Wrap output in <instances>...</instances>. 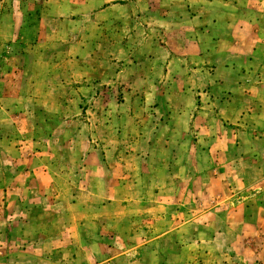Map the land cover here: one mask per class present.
Listing matches in <instances>:
<instances>
[{
  "label": "crops",
  "instance_id": "0c3cea01",
  "mask_svg": "<svg viewBox=\"0 0 264 264\" xmlns=\"http://www.w3.org/2000/svg\"><path fill=\"white\" fill-rule=\"evenodd\" d=\"M102 7L89 38L104 39L105 58L115 63L100 79L92 66L86 76L67 65L60 46L56 62L45 50L40 63L22 65L11 33L12 60L0 66V264H204L109 255L119 241L111 237L139 213L114 207L149 199L155 217L158 200L174 198L167 193L179 185L182 201L195 199L191 185H213L211 199L229 201L226 230L238 232L227 176L235 163L209 159L207 167L200 154L237 152L243 135L264 158V0H105ZM190 152L198 155L193 177ZM255 169L253 183L264 185V165ZM249 198L262 203L245 216L254 234L248 252L264 264V192ZM202 208L198 218L208 213ZM181 226L189 232L187 222ZM171 227L149 243L169 240ZM133 238L130 247L145 246ZM98 249L107 256L96 259Z\"/></svg>",
  "mask_w": 264,
  "mask_h": 264
},
{
  "label": "rangeland",
  "instance_id": "374dc122",
  "mask_svg": "<svg viewBox=\"0 0 264 264\" xmlns=\"http://www.w3.org/2000/svg\"><path fill=\"white\" fill-rule=\"evenodd\" d=\"M103 3H105V0H0V66L4 67L12 60L9 49L12 42L11 33H13L17 34V40H14L17 47L14 48L13 54L14 57L20 60L22 65L25 63H40L45 50L54 53L49 56L51 60L56 62L57 56L53 57V55H56L55 51L60 46L66 49L65 61L67 65L70 63L75 67L78 66L82 72L86 73V76L89 75L90 66H92L95 71L92 74L93 77L100 79L105 74V68L109 67L107 63H115L111 62L112 60L108 57L105 58L104 39L94 41L89 38L90 35H94L97 28L94 25L92 27L91 19L103 8ZM75 43L78 44V47H81L82 51L79 48L74 49ZM97 44H100L98 46L100 47L99 50L94 48L97 47ZM92 49L93 52L91 53ZM67 76L69 78L73 77V73ZM3 78L4 74L2 72L1 79ZM83 121L89 124V121H86L85 118ZM67 128L75 133L78 132L75 123H71ZM258 139L262 140L264 136ZM248 140L249 138L246 136H239L238 141L241 148L237 152L223 151L221 153L218 151L217 154L207 152L205 156L200 154V160L203 164H205V158H207V167L209 166V159H215L216 163H235L236 169L233 165L234 170L228 172L227 176H232V184L229 187L232 195H236L235 198L239 206V211L236 212L237 216L235 217L238 232L233 233L234 231L226 230L230 226L228 221L229 201L224 202L219 198L211 199L213 198L211 196V192L214 191L213 185L206 184L201 188L198 185H191L194 186L191 187V195H194L195 199L184 201L177 200L175 196L178 191L176 188H179V185L173 187L174 189H171L170 194L167 193L168 195L172 194L174 198L158 200L157 216L155 217L149 216L150 204L153 203V200L120 201V204L114 207L115 212L124 210L126 215L127 213L135 215L137 212L140 214L132 216L130 224L126 221L127 224H125L130 228H126L123 232L111 237L110 243L114 239L119 241H117L118 244L115 247L109 249V255L111 256L115 252H123V255H119V259H204V264H259V262L261 264V259H252V252H248V246L252 244L251 237L254 234L251 230H246L244 220L246 215L249 218V213H252L258 207V204L262 203L259 200L250 199L249 196L264 192V185L257 182L253 183L259 176V171L255 168L264 165V158H262V154L250 147V141ZM66 146L68 147L67 154L73 159L74 154L68 152L71 146ZM209 155H211L210 158L207 157ZM189 157L191 159L190 166L193 167V164H195L194 168L188 167L192 172L191 177H193L198 172L196 166L198 155L195 152H190ZM182 159L185 163L186 153H181L178 160L181 161ZM211 172L213 174V169L208 168L207 174L209 175ZM166 177L167 174L162 173L159 187L165 186ZM220 191L223 193H221L222 195L229 194L227 189H220ZM205 194L208 195L207 198L204 197ZM161 196H165V192H161ZM201 207L208 210V213L198 218L197 214L194 213ZM181 209L186 212L183 216L180 213ZM119 221L124 222L125 220L122 217ZM183 222H187L190 227L189 232L186 229L182 230L181 225ZM157 223H160L159 230L157 232L152 231L154 229L153 225L155 226ZM166 224L172 225L171 230L175 226L177 227L170 233L169 240L163 237L157 243L151 245L149 241L155 235H162L166 232ZM102 225L105 226V220ZM220 226H223V230L218 231ZM132 229L136 233L135 238H133ZM127 237L129 240L122 245L123 239L125 240ZM132 238L134 241H138L136 244L142 243L145 246L140 249L130 247L134 243ZM103 254V249H98L95 253L96 259H101ZM105 255L107 256V254L103 256ZM249 256L251 259H249ZM253 260L256 262L251 263Z\"/></svg>",
  "mask_w": 264,
  "mask_h": 264
}]
</instances>
